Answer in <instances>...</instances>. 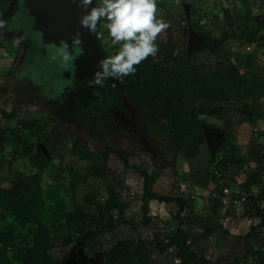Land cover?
Segmentation results:
<instances>
[{"label": "trees", "instance_id": "1", "mask_svg": "<svg viewBox=\"0 0 264 264\" xmlns=\"http://www.w3.org/2000/svg\"><path fill=\"white\" fill-rule=\"evenodd\" d=\"M195 1L191 0L188 5L193 6ZM241 2L246 9L237 11V6L233 4L234 12L226 10L224 20L230 22V26L240 23L241 20L246 22V29L241 31V35L236 39L240 47L254 44L258 47L264 46V19L260 16L252 18L247 0ZM261 2L263 3L264 0ZM10 3L11 0H0V8L9 6ZM195 13L196 10L190 9L188 13L184 10L180 19L193 34L195 33L190 50L185 51L181 56L165 58L159 62H151L148 57L137 66L134 75L123 79V89L111 78L105 81L103 87L95 86L91 83V78H85L86 80L83 79L77 84V92L81 94L79 105L90 108L92 106L95 113L101 116L102 114L105 116L107 109L125 114L127 110L119 98L123 92L125 99L140 111L153 135L166 139L172 146L171 151L187 160L196 157L199 149L206 145L203 130L208 118L222 122L230 108L238 104L241 105L236 109L238 113L249 109L253 114L258 103L264 102V77L241 74L245 61L238 60L239 63L232 64L230 56L224 51L214 52L220 61L216 64L209 62L197 64L200 54L206 51L199 50L198 46L211 39L209 36L199 35L197 22H194ZM4 43L0 41V45ZM97 55L102 59L101 55L98 53ZM15 61V59L12 61L0 59V71L11 69ZM17 114V110L10 114L2 112L3 119L16 117ZM91 114V110L87 111L88 116ZM92 123L95 124V119ZM32 125L30 124V127ZM38 125L39 132L44 134L48 141L54 120L46 113L41 115ZM1 128L0 172L4 165L3 153L8 139L17 137L18 132L23 133L26 123L20 122L13 131H5ZM94 129V134L92 130L90 131L92 139L99 136L96 127ZM12 150L16 151L15 148ZM250 153L252 159L258 163L259 170H251L245 174V181L241 185L234 180L240 185V189L234 191L231 188L230 191L232 184L230 179L222 186L209 176L207 182L209 185L212 184L210 192L216 194L215 198L210 199V215L217 221L219 212L226 206L225 203L230 205L235 195L248 198L252 192L251 186L258 189L260 187L259 195L256 198L249 197L247 203L243 204L241 213L242 217L257 220V225L249 232V235H254L259 229L264 232V208L260 204L264 202V157L259 150L251 149ZM104 155L106 158L114 155L124 163L128 172L138 177L142 191L134 199L141 205L140 214L144 227L150 224L151 202L163 205L174 204L178 208L177 215L172 217L176 225L174 230L163 242L158 241L154 245L157 253L164 254L167 260L172 259L173 264H177V261L179 264H215L210 259L198 257L191 250L188 235L183 230L182 214L188 211L192 215L196 204L189 196H163L154 190V185L162 173L151 175L140 166H131L123 152L115 151L110 147L104 149ZM221 155H223V164L229 163L231 167L237 165L240 167L243 163L242 159H237L232 152H223ZM90 157L86 145L81 147L78 143H72L69 147L66 162L63 168H59V173L65 172L67 176V179L59 180L60 189L62 194L64 193L65 206L53 224H47L42 220L45 211L44 209L41 211L44 206L41 177L51 163L42 149H37L29 156L28 161L30 167L35 169V174H24L22 171L20 174V170L17 169L14 172L16 178L10 186H0V249L4 250L0 254V264H15L13 254H7V248L11 246L20 247L16 254L20 256L19 264H67L72 253L81 251L92 242L97 245L98 238L113 234L126 223L123 199L113 184L105 185L99 193L82 195L81 202H78L77 189L92 177L91 173H81L79 163ZM217 159L218 157L215 156L209 160L207 175L211 173L212 164ZM97 178L102 179L104 176L98 173ZM18 182H20L18 188L13 191L14 185ZM228 192H231L230 196ZM230 208H226V215L235 217L236 210ZM146 249L142 240L124 239L116 242L107 252H101L98 248L94 262L87 261L82 264H150ZM263 252L264 248L253 250L250 252V258L263 257ZM248 263L247 258L242 262V264Z\"/></svg>", "mask_w": 264, "mask_h": 264}, {"label": "rangeland", "instance_id": "2", "mask_svg": "<svg viewBox=\"0 0 264 264\" xmlns=\"http://www.w3.org/2000/svg\"><path fill=\"white\" fill-rule=\"evenodd\" d=\"M189 2H191V0H158L159 12L162 14L165 22L169 23L170 27L158 36L157 43L159 45V51L157 52L155 58L150 56L149 60L151 62H159L165 58L181 56L185 51L190 50L188 49V33L191 30L186 26V24L182 23L180 19L182 16V11L185 10V12L188 13V11L191 9L196 10V17H194V22H197L196 28L199 30V35L209 36L211 39L210 41H204L200 46H198L199 50L205 49L206 51L200 54L197 64H208V62L216 64L220 62L218 60V57L214 54V52L217 51L226 52L230 56L232 64L235 62L239 63L240 61L238 60H241V62L245 61L246 63L247 56L250 55V62L247 66H245L244 64V68L241 74H252L253 76L264 77V46L262 45L258 47L254 44L253 46L245 45L240 47L237 44L236 39L239 37V35H241V31L246 29V22L241 20L240 23H234L232 26H230V22H226L223 17L226 10L234 12L233 4L237 6V11H242L243 8L245 10L246 6H242L241 0H196L193 6L188 5ZM182 3H184L185 5L184 10L181 9ZM261 3V0H247V5L251 8L252 18L262 16L264 2L262 4ZM7 10L8 6L0 8V19L6 14ZM233 34H235V36H233ZM193 35H195V33ZM1 39L5 42L4 45H0V59L2 61H12L13 59L16 60L21 56L22 45L19 44L18 41L10 38H5V36L0 35V40ZM97 45L103 56L109 55L116 50L111 46L110 39L107 38L106 34L105 38L103 39L97 38ZM247 47H250L249 51L246 50ZM2 71L3 69L0 71V75H3ZM117 82L119 87L123 89V80ZM3 83H5L6 85L7 80H4ZM121 96L124 97L125 94L122 92ZM0 99L4 100V97ZM32 103V100H25V103H23L22 105V112H18L16 117L9 118L11 119L14 128L20 122L26 121V128L24 129V133H26V131H28V129L30 128V131H28L29 136H27V141L34 144L33 148H26L23 147L24 145H21V148L19 147L15 149L16 153H14V150L12 151V149L11 151L8 150V152H5L4 158L8 159H4V165L2 168V176L5 179L11 177V175L14 174L15 170H22V168H27V162L29 160L30 154H34L38 148L42 149L45 154H48V156L51 157L49 155L50 152L55 150L57 147L61 146L67 151L69 150V146L73 142L78 143L79 145H81V147L86 145L87 152H89L87 149L88 144L91 143L90 148L93 153L89 152V154L91 155L90 159L80 161L79 168L82 174L91 173L93 177H91L92 179L97 177L98 173L101 174L103 171H105L104 174H106V182L103 183L104 187L105 185L111 184V182L113 183L115 179V171H112V173L110 171L111 167L114 166L115 163L108 162V158H106L104 155V145L109 146L115 151L123 152L128 163L131 166H140V168L148 171L151 175L164 173L166 175L170 174L172 176L174 171V167L172 166V164L176 162L174 159L176 157L179 159L184 158L180 155L174 154L171 151L172 146L166 139L158 138L153 135V131L148 127V124L142 117L140 111L136 107L132 106V104H130L128 101H125L124 103L129 113V119L127 121L125 120L124 122H122V124H119V118H117L112 113H109L108 115L109 120H111V122H113L115 126L122 125L123 132L120 133V135H107L105 134L103 127L100 126L99 129H97V133H99L100 136L99 140H94L90 137V129L87 127V124L78 122L76 116L74 117L75 120L73 122H68L67 119L64 120L61 118H57V116L54 115L58 119L57 125H54L53 127L56 131H51L50 139L48 141H45V135L40 134L39 131L36 132L37 130H34L33 125L32 127H30V120H32L35 115L36 117L39 116V109L43 110L46 107L43 106V104H40L39 106L41 107L37 109V105H33ZM42 106L44 108H42ZM238 107H241V105L238 104L231 107L229 113L226 114L225 119L222 122H216L215 120L208 118L206 120V124L204 123V129L206 130V132H210L212 137L209 136L210 148H208L207 145L201 147L199 149V154L196 157L192 158V162L196 164L199 169H201L199 178L203 175V171L207 169L209 160L215 156H217L218 158L222 157L223 155L221 154H223V152H232L235 154L237 159L240 158L243 162L240 167L239 165H237L236 167H231L230 170L226 172L225 179L227 181H229V179H232L236 173H238L236 176L241 175V177L245 179V174L249 173L251 170H259L258 163L252 159L250 150H259L260 154H262L264 157V135H262L263 132H261L260 129L261 126H264V102H261V104L258 103V107L255 109V112L253 114H251L253 111L249 109L248 111L238 113L236 111ZM83 113L87 115L85 110H83ZM4 120L6 119H3L0 115V125L1 123H5ZM28 121H30V124H28ZM8 123H10V120H8ZM243 123L245 124V126L241 128V124ZM239 129L241 131H239ZM126 132L128 134L127 136ZM236 136H238L243 143H237ZM19 149L21 150L19 151ZM17 153H19V156H16V158H14L15 154ZM63 157H65L64 154H62L60 160L58 158V162H62ZM114 157V155H110V158L112 160L116 159L118 166L122 165L123 170H125L126 167L124 163L121 162L117 157ZM95 171H98V173H95ZM9 172L11 173L8 174ZM28 172L29 170L25 169L23 173L27 174ZM62 173L66 174L65 172ZM62 173H59L56 168L49 169L48 173H46L47 175L45 176V182H47L46 184H48L51 181L53 182V179L54 182L52 185H42L44 206L41 208V211L42 209H44L45 211V214H43V220L47 224H53L54 222H56L58 214L62 212L65 206V200L63 198L64 193L62 194V190L60 189L61 186H59V180L63 181V178L57 177L58 174L61 176ZM208 176L209 174L207 175V177ZM97 185H99L98 181H96V183L94 181L86 182V185L83 186L82 189H80L79 196H77L78 202H81V198L84 193H99V191H97L99 190V186ZM136 187L137 188L134 189L132 195H130L134 198L142 191L141 185ZM232 187L234 189L236 185L230 186V191ZM120 188H126V184L120 183ZM259 189L257 187L251 188L252 193H258ZM206 203V206L210 205V200H208ZM139 206L141 205L139 204ZM150 215V218L153 222H155V225L157 223H161V221H158V218L153 214ZM126 222L132 223V229H129V227H127V224H122L121 230H136V227L142 225L143 223L140 212L137 210L136 213L133 212L132 218L126 219ZM119 228L117 229V232L119 233L116 232L112 235H109L107 238H105L106 240L104 242L101 241V238H103L102 236L98 238L97 245L96 243L92 242V244H88L81 251L74 254L72 253L69 260L67 261V264H82L87 261L94 262V258L97 255L95 252L96 250H98V248L99 251L101 250V252H107L115 244L116 240H118V237L121 240L124 239V235ZM173 230L174 224L168 232L171 233ZM152 233L154 234L155 232L153 231ZM166 234L168 235V233ZM113 236L116 237L113 238ZM111 238H113L114 240L107 241ZM151 241L152 243H157L158 241L163 242L164 240L152 237ZM99 242L103 243V245L101 246ZM19 250L20 247L16 246L7 248V254H13V260H15V264L20 263V256L16 255L17 251ZM3 252L4 250L0 249V254Z\"/></svg>", "mask_w": 264, "mask_h": 264}, {"label": "crops", "instance_id": "3", "mask_svg": "<svg viewBox=\"0 0 264 264\" xmlns=\"http://www.w3.org/2000/svg\"><path fill=\"white\" fill-rule=\"evenodd\" d=\"M8 71L9 70H3L2 71L3 75L0 76V98L4 97V100L0 99V115L2 116V118L4 117L2 115V112L7 113V114L11 113V110H7L8 108H6V103H9L10 98L7 93L8 91L7 85L3 83L4 80H8L9 78ZM3 78H6V79H3ZM16 110L18 112H22L21 109L17 108ZM47 113L54 120V125L56 126L58 119L54 115H52L50 112H47ZM8 120H10V123H8ZM39 120H40V117L39 116L36 117V115L32 118V120H30L31 124H33L34 130L35 131L37 130L36 132L39 131V125H38ZM213 120H215L216 122H219L216 119H213ZM4 121L5 123L4 124L1 123L0 128L2 127L3 130L5 131H9V130L13 131V129H15L12 125L11 119L8 118ZM30 121H28V124H30ZM243 126H245L244 123L241 124V128ZM54 129L55 128H52L51 131H56ZM260 129H261V132H263L262 135H264V126H261ZM28 131H30V128L28 129ZM28 131H26V133L18 132L17 137H15L14 139L9 138L8 142L6 143L4 147L5 149H4L3 155L5 154V152H8V150L11 151V149H14V148L17 149L21 145H24L23 147H26V148L27 147L33 148L34 143H29L27 141V136H29ZM51 131L49 132V139H50ZM239 131L241 130L239 129ZM236 138H237V143L239 144L243 143L241 142V139L238 136H236ZM90 144L91 143L88 144L87 149L90 153H93L90 148ZM20 150L21 149H19V151ZM67 151L65 148L63 149L61 146H59L55 150L50 152L49 155L51 157H49L48 154H45L50 159L51 163L49 167L42 173L41 187L42 185L44 186V185L53 184L52 181L46 184L47 183L45 182V176L47 175L46 173H48L49 169L56 168L59 171V168L61 167L63 168L64 162H66ZM13 152L15 153V151ZM62 154H64L65 157H63L62 162H58ZM31 155H33V153L30 154V156ZM16 156L17 155L15 154L14 158H16ZM4 159L8 160L7 158H4ZM174 160L176 162H174L175 164L174 163L172 164V166L174 167L173 175L172 176L170 174L166 175L164 173L159 175L154 185V190L159 192L163 196L164 195L171 196V197L181 196V195L189 196L190 199H192V201L196 203L194 205V210H193L192 215L188 211L182 214V218L184 221L183 230L185 233H187L186 235H188V240L190 242L191 250L198 257H204L206 259H210L213 262H215V264H242L244 259L247 258L248 260H250L251 251L263 250L264 232L262 231V229H259L255 232L254 235H249L251 228L257 225V222H256L257 220L250 219L247 217H242L241 215L242 210H243L242 208H240V210L234 213L235 217L231 218L229 215L228 216L226 215L227 214L226 208H229L230 205L225 203L226 206L224 207L223 211L219 212L218 221L217 219H215L214 217L210 215L211 214L210 213V205H211L210 199L211 198L208 197V194L212 190V184L210 183L209 185V183L207 182V171L208 170L205 169L203 171V175L199 178L201 169H199L196 166V164L192 162V158L187 160L184 158L179 159L176 157ZM108 162L115 163L114 166H112L110 169L111 173L112 171H115V174H114L115 179L113 183L111 182V184L116 185L115 187L117 188L118 192L121 195V198L123 199L122 202L125 206V220L129 218L131 219L133 216V212L136 213V210L140 212L139 203L134 199V197L130 196L132 195L134 189L137 188L136 186L140 185V181L138 180V177L134 173L128 172L127 169L123 170L122 165L118 166L116 159L112 160L109 156ZM27 164H28L27 168H22V170L20 171L24 172L25 169H27L29 170L27 174H31V175L35 174L36 171L35 169L30 167L31 165L29 164V161L27 162ZM2 168L0 172V186L8 187L15 180L14 178H16V176L13 174L11 175V177L6 178L8 179L6 180L2 176L3 175ZM10 173L11 172H9L8 174ZM101 174L104 176L105 180L97 178V177H95L96 179L95 178L92 179L93 178L92 177L91 179L88 180V181H94L95 183L96 181H98L99 185L97 186H99V190L97 191H101L104 188L103 183L106 182V174H104L103 172ZM61 176L59 174L57 175V177L63 178V180L67 179L66 174L62 173ZM11 179H14V180H11ZM234 180H236V182L241 185L245 181V179H243L241 175L233 176L232 185L234 184L236 185V187H234V189L232 187V189L234 191H237L238 190L237 188L240 189L239 187L240 185L236 184ZM120 183L121 184L125 183L126 188H120ZM19 184L20 182L14 185L13 191L18 188ZM82 187L77 189V194H79L80 189H82ZM87 193H84V194H87ZM208 200H210V205L206 206L207 204L206 202ZM177 212H178V208L174 204L163 205V204H159L156 202H151L150 203V214H153L155 217H157L158 221L160 220L161 223H157L155 225L154 224L155 222L152 221V219L150 218L151 215L149 214V219H150L149 226L144 227L142 223V225H139L136 227V230H131V231L129 230L130 232L126 229L121 230V226L119 229L122 231L124 235L123 236L124 239H132L136 241L142 240L144 242L147 248L146 250H147V255H148L150 264H173L172 259L167 260L164 254L160 255L154 250L155 243H152L151 238L156 237L157 239L165 240V236L167 235L166 233L169 234L168 231H170L172 225L174 224L172 223V217L176 216ZM42 220H43V217H42ZM125 224H127V227H129V229H132V223L126 222ZM175 226L176 225L174 224V228ZM117 231L118 230H116L114 233H116ZM153 231L155 232L154 234L152 233ZM109 235H112V234H109ZM109 235L103 236V238H101V241L104 242L106 240L105 238H107ZM114 237L116 236H113V238ZM246 237L247 239H244ZM113 238L108 239L107 241L114 240ZM120 240L121 239H119L118 237V240H116V242ZM100 245H103V243L100 242Z\"/></svg>", "mask_w": 264, "mask_h": 264}, {"label": "flooded vegetation", "instance_id": "4", "mask_svg": "<svg viewBox=\"0 0 264 264\" xmlns=\"http://www.w3.org/2000/svg\"><path fill=\"white\" fill-rule=\"evenodd\" d=\"M12 2L13 0L9 4L7 12L12 6ZM181 9H185L184 3L181 4ZM7 12L2 16L3 18L1 17L0 19V23L3 25V27H0V35L5 36V38L16 40L22 45L21 56L16 59L13 67L9 69V78L6 85L10 101L6 104H8L10 108L7 110H11V112L17 108L22 110V105L25 103V100H32V104L37 105V109H39L40 104L46 107L44 108L42 106L44 109H39L40 118L41 115L50 112L52 115L57 116V118L67 119L68 122H73L76 116L78 122L87 124V127L90 131H93V134L95 130L94 127L99 129L101 126L107 135H120V133L123 132L122 125L115 126V124L109 120L108 115L112 113L119 118V124H122V122L129 119L128 110L126 109L127 111H125V114H122L115 112L113 109H107L105 116H103V114L101 116L95 113V109H93L92 106L91 108L80 106L79 98L81 94L77 92V84L78 82L81 83L83 79H81V81L79 79L80 75L76 74V71H74L72 61L65 67V62L60 55L61 49L58 48V46L49 44L40 50L41 47H38L37 43L24 29L26 23L25 16L21 13H17L8 21ZM94 38L96 54L98 53L101 55L100 57L103 58L104 56L97 45V38ZM0 41L3 40L1 39ZM73 55L75 58L78 57L77 52L73 53ZM98 96L100 98V94ZM119 98L125 106L124 103L128 100H125V96L122 97L121 95ZM82 110H85L86 113L91 110L92 114L90 116L92 119H90V116L85 115ZM93 119H95V124L92 123ZM127 135L126 132V136ZM99 139L100 136H95L94 140ZM106 147L109 146L104 145V149Z\"/></svg>", "mask_w": 264, "mask_h": 264}, {"label": "clouds", "instance_id": "5", "mask_svg": "<svg viewBox=\"0 0 264 264\" xmlns=\"http://www.w3.org/2000/svg\"><path fill=\"white\" fill-rule=\"evenodd\" d=\"M81 10L80 28L98 38L110 39L116 50L98 59L91 83L103 87L110 78L121 81L134 75L137 66L159 51L158 36L170 27L158 9V0H72ZM0 27H3L0 23ZM72 44L81 45L80 31L72 37ZM63 42L60 55L67 64L74 60ZM80 53L83 49L80 48ZM177 264L179 262L177 261Z\"/></svg>", "mask_w": 264, "mask_h": 264}, {"label": "water", "instance_id": "6", "mask_svg": "<svg viewBox=\"0 0 264 264\" xmlns=\"http://www.w3.org/2000/svg\"><path fill=\"white\" fill-rule=\"evenodd\" d=\"M12 1V0H11ZM12 6L7 12L8 21L17 13L26 18L24 29L28 35L37 43L40 50L49 44L62 49L63 42L68 43L70 54L77 52L78 57L72 61V66L79 79L92 78L97 70L96 62L98 56L95 51V38L80 28L78 23L81 10L72 0H13ZM80 31L81 45L79 48L72 44V37ZM195 35L188 33V49L191 47ZM80 48L83 53H80ZM247 56L245 66L250 62ZM204 139L208 148L211 133L203 130ZM212 137V136H211Z\"/></svg>", "mask_w": 264, "mask_h": 264}, {"label": "built area", "instance_id": "7", "mask_svg": "<svg viewBox=\"0 0 264 264\" xmlns=\"http://www.w3.org/2000/svg\"><path fill=\"white\" fill-rule=\"evenodd\" d=\"M261 18L264 19V7H263V12H262ZM247 51L250 50V47L246 48ZM212 169L211 173L209 174V178L215 179L218 181L219 186L224 185V183L227 181L226 178V172L230 170L231 165L229 163L223 164L222 157H219L213 164H212ZM229 196L231 195V192L227 193ZM259 195V190L258 193H250L248 196L252 198H256ZM208 196L210 198H215L216 194L209 192ZM248 197V198H249ZM248 198L246 196H241V195H235L230 203V207L235 209L236 211L240 210V208L243 207V204L247 203ZM261 207L264 208V202L262 201ZM248 264H264V256L263 257H258L255 256L253 258H250Z\"/></svg>", "mask_w": 264, "mask_h": 264}]
</instances>
